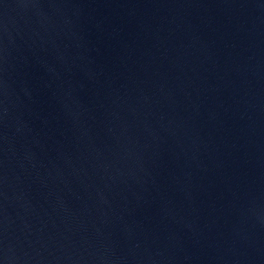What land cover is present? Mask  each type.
I'll use <instances>...</instances> for the list:
<instances>
[{"label": "water", "instance_id": "1", "mask_svg": "<svg viewBox=\"0 0 264 264\" xmlns=\"http://www.w3.org/2000/svg\"><path fill=\"white\" fill-rule=\"evenodd\" d=\"M0 264H264V0H0Z\"/></svg>", "mask_w": 264, "mask_h": 264}]
</instances>
